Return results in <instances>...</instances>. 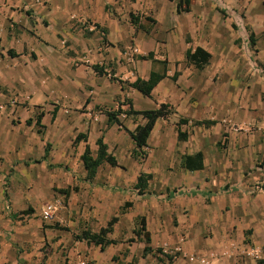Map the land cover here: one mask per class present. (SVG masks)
<instances>
[{
	"label": "crops",
	"instance_id": "1",
	"mask_svg": "<svg viewBox=\"0 0 264 264\" xmlns=\"http://www.w3.org/2000/svg\"><path fill=\"white\" fill-rule=\"evenodd\" d=\"M196 47L211 55L202 68L186 59ZM164 65L149 96L118 81ZM120 101L168 104L145 146L130 135L143 116L109 121ZM99 138L117 165L89 180L81 155L96 156ZM198 152L203 167L187 169ZM141 172L151 177L139 193ZM263 183V0H0V264H257ZM114 216L103 249L80 237Z\"/></svg>",
	"mask_w": 264,
	"mask_h": 264
},
{
	"label": "trees",
	"instance_id": "2",
	"mask_svg": "<svg viewBox=\"0 0 264 264\" xmlns=\"http://www.w3.org/2000/svg\"><path fill=\"white\" fill-rule=\"evenodd\" d=\"M185 3H188V0H184ZM264 3V0H263ZM183 8L181 6V3L178 2L177 5V11H181ZM131 19L133 23H136V20L134 19V15L131 14ZM254 36L253 34H250V42H253ZM141 58H149L153 59V53L149 52L144 56H141ZM211 58V55L208 51L204 50L201 47H196L194 50H191L190 48L186 51V59L189 63L193 64L197 68H202L207 63H209ZM97 72L102 73L103 68L102 66L93 65L92 66ZM166 76L165 72V65L163 66L162 72H155L151 71L149 77L147 79H142L137 77L135 80L131 82H125L122 80H119V83H127L128 85L136 88L139 90L142 94L149 96L151 94V91L153 87L163 78ZM173 79H176V74L173 76ZM123 101H126L124 99ZM123 101L119 102V105L114 110H109L106 112L108 119L110 122H119L118 115L124 113L125 115H141L146 119V122L143 125H138L132 132H130L131 137L135 141L137 147H142L146 145L147 138L153 128V125L158 117L166 116L167 113L170 111L168 108V104L161 103L157 109L152 110H135L133 109L131 103L129 102V106L126 109H122L121 105ZM128 102V101H127ZM28 122V121H27ZM36 123L40 127V118L37 119ZM197 124H212L213 121H196ZM40 131V128H39ZM187 137L186 133L178 131V139L182 140ZM81 139L86 140V135L79 133L73 140V145L78 143ZM98 150L96 156H93L89 150V147L86 146L83 154L81 155V160L83 162V165L87 171V178L89 180H92L96 174L98 166L103 162H108L110 165L115 166L117 165V161L115 157L107 152V146L104 143L102 138H99L97 140ZM45 155H47V152H45ZM183 164L184 166L189 170H198L203 167L202 162V153L198 152L194 155H186L183 158ZM151 176L149 174L140 173L137 178V182L135 183V187L138 189L139 193H142L147 185V180ZM261 188L264 190V183L261 185ZM64 193H68L69 189H62L60 190ZM129 202H125L121 210H124L125 207L129 206ZM117 217L114 216L111 218V220L107 223V225L100 229L99 232L93 233L88 230L83 231L80 234V237L87 239L88 241H92L97 245H100L101 249L104 248V245L107 243H112L113 240H109L107 238V234L112 231L113 224L116 222ZM134 234L139 237L142 236L143 241L146 243V246L144 248V254L147 252H150L152 250V247L149 245L150 243V234L146 231L145 227V221L144 217H139L137 222V227L134 229ZM131 240V239H130ZM156 251H161L160 248H158ZM257 264H264V257L257 260Z\"/></svg>",
	"mask_w": 264,
	"mask_h": 264
},
{
	"label": "built area",
	"instance_id": "3",
	"mask_svg": "<svg viewBox=\"0 0 264 264\" xmlns=\"http://www.w3.org/2000/svg\"><path fill=\"white\" fill-rule=\"evenodd\" d=\"M134 48H130L129 50L126 51V56L127 58H132L135 53ZM59 208V204L57 202H51L47 204L44 208L41 210V215L44 220H51L54 218L55 213L57 212ZM78 264H88L86 260H81L79 261Z\"/></svg>",
	"mask_w": 264,
	"mask_h": 264
}]
</instances>
